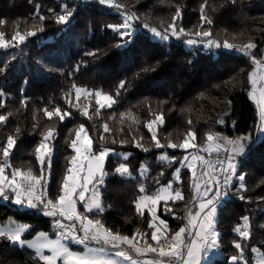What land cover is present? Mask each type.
I'll return each mask as SVG.
<instances>
[{
  "label": "trees",
  "instance_id": "1",
  "mask_svg": "<svg viewBox=\"0 0 264 264\" xmlns=\"http://www.w3.org/2000/svg\"><path fill=\"white\" fill-rule=\"evenodd\" d=\"M117 3L123 7H115ZM202 5L211 24L201 20ZM66 10L73 13L68 22L57 23L56 17ZM133 13L138 19H133L131 27L119 28L123 16ZM173 17L177 31L183 28L184 33L173 36L169 32L163 40L151 31L156 28L163 33ZM0 21L4 22L0 32L5 33V40L16 32L26 37L23 42L13 40L10 46L0 47V115L7 117L0 123V146L6 145L8 136L14 137L7 158L11 168L31 169L40 176L35 149L43 135L54 129L53 138L45 142L51 147L50 168L46 161L43 172V176L49 175L47 198L54 200L75 154L69 145L83 124L94 151L104 147L127 155L126 159L114 155L107 159L108 175L99 186L103 211L90 217L129 237L137 230L150 233L152 216L147 211L141 216L134 202L173 184L184 199L161 202L157 215L174 232L184 226L196 191L191 171L182 163L187 151L167 147L168 143L179 144L192 132L195 139L189 137V141L196 147L191 149L206 155L208 133H218L222 138L218 142L223 144L247 137L241 140L245 151L227 195L217 206L216 228L224 257L210 264H255L252 249L259 248L264 254V135L257 133L260 118L249 79L256 64L223 47H209L207 42L228 41L237 46L251 42L256 45L251 49L255 58L262 60L264 0H114L111 7L99 0H0ZM125 31L131 34L121 36ZM197 31H210L211 35L197 36ZM189 39L196 43L189 45ZM77 89L93 94L77 100ZM96 92L115 100L111 107L100 108L99 115H95L100 107ZM57 107L71 115L63 121L55 115L49 119L44 110ZM85 108L91 119L81 114ZM157 115H162L163 123L157 120L150 131L146 125ZM105 122L111 129L108 133L101 127ZM153 132L162 147L156 146ZM102 135L106 139L101 140ZM221 155V151L213 152L206 160ZM5 159L0 148V164ZM120 164L128 167L130 177L115 172ZM204 167L199 166L200 173ZM176 169H180L179 179ZM240 175L245 177L243 181ZM141 186L145 193L140 192ZM208 188L203 200L211 199L219 189L216 182ZM12 203V197H0V223L14 218L32 225L29 238L52 231L56 218L33 209L19 210ZM244 217L248 218V238L234 231L244 225ZM234 242L243 250V258L236 262L230 258L240 256L241 249ZM0 264L44 262L35 251L0 238Z\"/></svg>",
  "mask_w": 264,
  "mask_h": 264
},
{
  "label": "snow or ice",
  "instance_id": "2",
  "mask_svg": "<svg viewBox=\"0 0 264 264\" xmlns=\"http://www.w3.org/2000/svg\"><path fill=\"white\" fill-rule=\"evenodd\" d=\"M101 4H108L113 6L114 0H99ZM234 2V0H233ZM117 8L123 7V5L115 4ZM72 12L70 10H66L64 14L56 17L57 23H67L69 18L72 16ZM180 15L179 9H177L176 17ZM176 17H173V22L168 25V28L164 30V32L158 31L156 28H152L151 31L158 37L163 40L168 39V34L170 32L171 35L177 36L179 33H184V29L180 28L179 32L177 31L176 26ZM135 17V14H131L127 16L124 23L119 25V28L127 29L131 25L128 23L129 20H132ZM39 19L44 20L45 17L40 16ZM201 20L205 23L211 24L212 21L208 19L204 15V6L201 7ZM4 23L0 21V24ZM147 27V25H145ZM42 30V29H41ZM131 33L125 31L121 33V36H127ZM27 35H36V32H28ZM197 36L209 37L211 35L210 31H197L195 33ZM5 33L0 32V47H8L11 45L13 40H18L19 42H23L25 40V35H22L20 32H16L14 36H12L11 40H5ZM189 45L195 44L196 41L189 39L187 40ZM209 47L215 46L217 48L223 47L224 49L232 50L236 49L238 51L245 52L246 54H250V50L255 48L256 45L249 42L247 44L237 46L228 41H224L222 44L217 41L209 40L207 42ZM119 46V45H118ZM88 55H94L95 53H87ZM253 63L258 67L261 65L262 61L257 60L255 56H252ZM250 82L253 84V93L255 92V85L257 83V77L255 73L249 74ZM259 79L264 80V76L259 77ZM124 86V81H121L120 87ZM87 90L77 89L76 97L79 100L82 93H86ZM89 95L91 93H88ZM2 95V93H0ZM95 96L96 104L100 107L96 109L95 115H99L100 108L111 107L115 100L112 96L107 94H102L101 92H96ZM261 97V112H260V120L261 132H264V88L260 91ZM254 98V97H253ZM104 101L105 103H101ZM229 103H231L229 101ZM45 115L52 119L53 116H58L60 121H63L65 116H70V112H63L59 107L55 108L53 111L44 110ZM82 115L88 116L89 119L92 117L89 116L87 108H85ZM124 114H122L123 118ZM7 120V117L4 115H0V123H3ZM160 121L163 123L162 115H157L156 119L153 121H149L146 125L148 129L151 131L153 125L156 121ZM220 122H223L222 120ZM189 124H191V120H189ZM103 131L108 133L111 131L109 125L105 122L101 125ZM19 132V129H17ZM54 129H49L46 134L43 135V140L40 144L37 145L35 152L37 153V160L41 165V175L37 176L32 173L31 169L21 170L14 169L11 175H5V167H10V165H0V196L8 199L6 195V189H10L15 194V203L17 205H24L25 203L29 207H37L38 204H43L45 208H50L51 210L46 212V215L50 216H61L64 219L71 221L72 223L69 225H64L60 220L56 221V225L62 229H67V232H61L60 236L65 240H71L74 244L84 245L85 248L83 251H74L72 250L68 244L63 243L61 239L57 240H49L45 233H40L39 238L35 242L25 241L22 239V233L27 230L26 225L19 224L15 225L14 222H10L9 226L0 227V238H6L7 240L13 243H19L21 245L28 243L30 246L36 248V256L39 260L43 261L44 264H57V261H61V264H119L118 261L112 259L110 256L106 255V250L104 245H111L113 248L119 249L121 245H127L128 248L135 253L138 254H146L153 253L156 255L157 259L147 261L146 264H201L202 254L208 252L209 250L215 249L217 247V239L218 233L216 231V221L215 216L217 213V205L222 197V195H227L226 192L221 193L219 189H217L216 193L211 199H207L200 203L199 212L195 214V217L188 219V224L180 227L178 230L172 232L167 223L164 220H159V217L155 215L154 207H149V204L155 206L160 203V201L167 202L168 199H172L173 202L176 200H183V193L179 189H173L171 184H168L167 187L158 189L154 194H145L143 196L138 197L137 201H135V207L137 212L143 216V209H148L150 213H152V220L148 223V228L154 229L150 233H142L137 230L131 237L127 235H122L119 232H114L112 229L106 227L101 220L89 218L87 215L77 211V197L83 202L85 199V192L89 191L88 186L93 184L95 181L96 184H103L104 177L108 175L104 171V164L106 158L109 156L111 149L102 147L99 151L93 150V140L89 137L85 126L81 124L79 128L75 132V138L71 140L69 145L70 148L74 150L76 155L72 156L69 160V167L66 170V175L63 178L60 187V193L56 196V198L48 199L46 202L42 198L43 193L37 194L36 186L40 184L41 179L43 178L44 167L47 161V166L50 168L51 159L49 156V152L51 151L48 148L46 141H49L54 136ZM83 133V137L81 134ZM207 141L209 142V146L204 151H211L213 149L219 150V143H213L220 139L219 134L208 133ZM189 137L193 140L195 139V134L189 132L185 139L179 143L169 142L167 147L170 148H195L196 145L190 143ZM101 140L106 139L103 135L100 137ZM141 139H143L141 137ZM152 139L156 141L157 147H162L159 140L156 137V134L153 132ZM247 137H243L238 139L237 141H228V143L233 144V154L227 158V167L222 168V171L225 173L223 183L225 185L229 184L231 181L232 175L235 174L236 165L233 162L235 156L241 155L245 151V144L241 142V140H247ZM115 143V141H113ZM15 145V139L13 136H8L7 143L5 146H0L2 148V155L4 158H8L10 155V149H12ZM137 147H141L139 143L136 145ZM147 149H145L146 151ZM127 157H125L126 159ZM167 159V156L164 157ZM187 160V157H185ZM192 160H200L204 161L203 157L198 155H193ZM86 162V163H85ZM221 165H223V161H218ZM189 169L192 170V178H193V186L195 191L198 193L200 189V184L198 183V179L196 177V172L191 163L186 165ZM212 167V165H209ZM115 172L120 175L129 174V169L125 164H120ZM82 173H86L82 175ZM180 169H176L175 175L176 178L179 179ZM202 175H208L207 172H202ZM17 177L20 178V182L17 181ZM244 176L240 175L239 179L241 181L244 180ZM216 184L219 185L220 181L217 180ZM241 187H244L241 184ZM79 189V191H78ZM93 192V197L90 199L88 203L85 204V210L87 212L93 211L96 209L100 212L103 211V207L101 201L99 199V189L93 186L91 189ZM140 192L145 193L146 190L143 186L140 187ZM211 189L206 188V192ZM206 194V193H205ZM195 198V197H194ZM171 211V209H169ZM203 213V216H201ZM191 215V214H189ZM244 225L237 226L234 231L237 232L241 238H248L249 232L248 229V218L244 217ZM159 220V224L163 225V229L157 226L155 221ZM197 221V222H194ZM76 222H79V228L76 226ZM189 227H195L197 231L194 233V238H188ZM243 227L245 230H241ZM75 233H83V235H77ZM171 233V234H170ZM139 238V239H138ZM90 241H94L97 244L102 245L101 247H89L88 244ZM143 241V247L138 246L139 242ZM152 242H155L154 244ZM234 247L237 249H241V244L239 242H234ZM49 249V255H45L42 249ZM253 252L256 249H252ZM116 256L123 257L125 260L130 261V264H139V262L132 258L129 255L128 251L120 250L116 251ZM243 258V250L241 249L240 256H233L230 259L233 262H236Z\"/></svg>",
  "mask_w": 264,
  "mask_h": 264
},
{
  "label": "rangeland",
  "instance_id": "3",
  "mask_svg": "<svg viewBox=\"0 0 264 264\" xmlns=\"http://www.w3.org/2000/svg\"><path fill=\"white\" fill-rule=\"evenodd\" d=\"M104 5L111 7V6L108 5V4H104ZM127 16H129V15H124V16H123V18H124L123 20H124V21H125V19L127 18ZM132 22H133V19L128 21V23H129L130 25H131ZM130 27H131V26H130ZM130 27H129V28H130ZM129 28H127V29H129ZM261 61H262V63H261V65L258 67V69H256V67H255V70H254V73H255L256 77L258 78V79H257V84L255 85V92L253 93V88H254V86H253V84H252V90H251V93H250V95H251V99L254 101V103H255V105H256V107H257L258 114H259V118H260V112H261V110H262V109H261V103H260V101H261L260 91H261L262 88H264V80L259 79V77L264 76V58H263ZM256 70H257V73H256ZM75 93H76V92H75ZM88 93H91L90 95L93 94L92 92L87 91L86 93H82L80 97H87V96H89ZM94 95H95V93H94ZM253 97H254V98H253ZM95 99H97L96 96H95ZM101 103H105V102H104V101H101ZM260 126H261V120H260V122H259V124H258V129H257V133H258V135L261 137V136L264 135V132H261V130H260ZM88 135H89V134H88ZM81 136L83 137V133L81 134ZM89 137H90V136H89ZM241 142H242V141H241ZM190 143H191V141H190ZM215 143H219V142L216 141ZM215 143H214V144H215ZM47 145H48V148L51 150L50 145H49L48 143H47ZM208 146H209V145H208ZM227 146H228V147H227ZM233 147H234L233 144L228 143V141L226 142V144L219 143V150H215V149H213V150H211V151H205V152H206V155H204V154H200V153H197L196 150H192L191 148H188V149H185V150L187 151V155L185 156V157H187V160H185V157H184L182 163L184 164V166H186V165L189 164V163H191V164L193 165V167H194V169H195V172H196V177H197V179H198V183L200 184V187H201V186L205 183L206 175H203V177H202V174L200 173V169H198V168H199V166H203V167H204V166L206 165V162H207L209 159H211V158H209L208 160H206V158H207L206 156H207V155H211V153H213V152H220V151H221V152H222V155L220 156V159H221L223 155H227V154L232 155V154H233ZM50 154H51V151L49 152V156H50ZM243 154H244V153H243ZM243 154L235 156V159H234L233 162L235 163L236 168H237V166H238V164H239V160H240L239 157L243 156ZM74 155H76V153H75ZM111 155L117 156V157H119V158H121V159H125V157H127V155H123V154H121V153H115V152H112V151L110 152L109 156H111ZM193 155H198V156H200V157H203V158H204V161H203V162L200 161V160H195V161H193V160H192V156H193ZM109 156L106 158V160H105V164H106L107 159L109 158ZM5 163H7V165H10V163H9V161H8L7 159H5V160L3 161V163H1L0 165H5ZM85 163H86V162H85ZM105 164H104V171H105ZM186 167H187V166H186ZM13 170H14V169L11 168V166H10V167H7V166H6V167H5V175H9V176H10ZM189 170L191 171V174H192V170H191V169H189ZM203 172H206L205 167H204V171H203ZM140 173L143 175V173H144V169H142ZM84 174H86V173H82V175H84ZM106 176H107V175H106ZM106 176H105L104 178H106ZM125 176H126V177H130L129 174H127V175H125ZM200 177H201V179H202V178H204V179H203V180H200ZM48 178H49V175H45V176H43V178L41 179L40 184L36 186V192H37V194L43 193L42 198L45 200V202L48 200V198H47V186H48V183H49V179H48ZM17 181L20 182V178H19V177H17ZM94 185H95L96 188L99 189V199H100L101 204H102L101 193H100V188H99V186H100L101 184H96L95 181H93V184H90V185L88 186L89 191H86V192H85V194H84V195H85V199H84L83 202H81V201L78 199V197L76 198V199H77V204H76L77 211H79V212H81V213L87 215L89 218H91V217H90L91 214H93L94 212H97V211H98V210H96V209H93V211H91V212H87V211L85 210V204L88 203V202L90 201V199L93 197V192H92L91 189L93 188ZM171 185H172V188H173V184H171ZM210 186H211V185H210ZM210 186H209V187H210ZM162 188H164V187H162ZM160 189H161V188H160ZM207 189H210V188H207ZM78 191H79V189H78ZM207 192H209V191H207ZM6 195H7L8 197H9V196L12 197V200H13L12 205L15 206L16 208H18L19 210H29V209H33V210H35V211H37V212H39V213H42L43 215H46L45 213L51 210L50 208H45L43 204H38V206L35 207V208L27 206L26 203H25L23 206H22V205H17V204L15 203V194H14L10 189H6ZM144 195H145V194H144ZM142 196H143V195H142ZM0 197H1L3 200H5L4 197H2V196H0ZM194 197H195V198H194ZM223 199H224V198H223ZM169 200H170V199H168L167 201H169ZM192 201H193V202H192V206L189 208V211H187L186 214H185V216H184V220H183L184 225L188 224V219H190V218H192V217H195V214H196L197 212H199V210H200V209H199V205H200V203L203 202V201H205V200H203V198H200V196L198 195V193L195 192V194L193 195ZM161 202H165V201H160V203H161ZM160 203L157 204V205H155V206L149 204V207H154V209H155V215H156L157 217H159V216L157 215V212H158V208H159ZM217 206H218V205H217ZM143 211H147V212L152 216V213H150V212L148 211V209L145 208V209H143ZM189 214H191V215H189ZM217 214H218V208H217V213H216V216H215L216 224H217ZM49 216H50V215H49ZM201 216H203V213H201ZM52 217L56 218V220H60L61 223L64 224V225H69V224L72 223L71 221H68V220L64 219L63 217H61V216H59V215H57V216H52ZM186 218H187V220H186ZM159 220H162V219L159 217ZM159 220H156L155 223H156L157 226H159V227H161V229H163V225H160V224H159ZM10 222H14L15 225H19V224H21V223H18L14 218H12V219H9L8 221H6L5 223H0V227H3V226H9V225H10ZM195 222H197V221H195ZM23 225L28 226V227H27V230H26L24 233H22V239H24L25 241L35 242V241L39 238V234H40V233H45L46 236H47V239H49V240H57V239H61V241H62L63 243L68 244L69 247H70L72 250H74V251H83L84 248H85L84 245H81V244H74V243H72V241H71L70 239H69V240H65V239H63V238L60 236V233H61V232H65V233H66V232H67V229H62V228L58 227V226L56 225V222H54V224H53V229H52L51 232L41 231V232H39L36 236H34V237H32V238H29L28 236L32 234L33 229H34L33 226H32V225H29V224H23ZM76 226H77V228H79V222H76ZM194 229H195V231H197V229H196L195 227H194ZM153 230H154V229H153ZM216 231H217V233L219 234V235H218V239H217V247H216L215 249L209 250L208 252L202 254L201 264H210V263H213L215 260L223 259V257H224V256H223V252H222V250H221V245H220V242H219V240H220V233H219V231L217 230V228H216ZM75 234H77V235H83V233H75ZM191 236H192V234H190L188 238L190 239ZM138 239H139V238H138ZM152 243L154 244L155 242H152ZM12 244L15 245V246L21 247V248H24V247L29 248V249L35 251V253H36V248L30 246L28 243H25V244L21 245V244H19V243H13V242H12ZM88 246H89V247H101L102 245L97 244V243L94 242V241H90L89 244H88ZM138 246L143 247V246H144V245H143V242L140 241ZM104 247H105V250H106V255H108V256H110L112 259L118 261L119 264H130V261L125 260L123 257H119V256H116V255H115L116 251H120V250L128 251L129 255L132 256L133 259L137 260V261L139 262V264H146L147 261L157 259L156 255L153 254V253L138 254V253L132 252V251L128 248L127 245H121L119 249H117V248H113L111 245H104ZM255 249H256V251L254 252V253H255V264H264V254H263V252H262L261 249H259V248H255ZM42 251H43V253H44L45 255H49V254H51V253H50V250L47 249V248L42 249ZM57 264H61V261H57Z\"/></svg>",
  "mask_w": 264,
  "mask_h": 264
},
{
  "label": "built area",
  "instance_id": "4",
  "mask_svg": "<svg viewBox=\"0 0 264 264\" xmlns=\"http://www.w3.org/2000/svg\"><path fill=\"white\" fill-rule=\"evenodd\" d=\"M231 51L234 54H237L239 56H245V57L249 58L251 61H253L252 56H254V53L252 50H250V54H246L245 52L238 51L236 49H232ZM256 69H258L257 65H256ZM256 73H257V70H256ZM229 156H230V154L223 155L221 159L218 157L211 158L206 162L205 170L208 173V175H206L205 183L199 189L198 195L200 196V198L205 194L206 188H208L210 185H212L217 180L220 181V184L218 185L220 192L221 193H224V192L227 193L228 192V189L230 188V185L232 183L234 175H232L230 183L225 185L223 183L225 173L222 171V168L227 167V158ZM218 161H223L224 162L223 165L218 163ZM209 165H212V167H209ZM223 196H225V195H222V197ZM186 220H187V218H186ZM188 232H189V235L192 234L191 238H194V233L196 232L194 227H189Z\"/></svg>",
  "mask_w": 264,
  "mask_h": 264
},
{
  "label": "bare ground",
  "instance_id": "5",
  "mask_svg": "<svg viewBox=\"0 0 264 264\" xmlns=\"http://www.w3.org/2000/svg\"><path fill=\"white\" fill-rule=\"evenodd\" d=\"M257 84V83H256Z\"/></svg>",
  "mask_w": 264,
  "mask_h": 264
},
{
  "label": "water",
  "instance_id": "6",
  "mask_svg": "<svg viewBox=\"0 0 264 264\" xmlns=\"http://www.w3.org/2000/svg\"><path fill=\"white\" fill-rule=\"evenodd\" d=\"M254 102V101H253Z\"/></svg>",
  "mask_w": 264,
  "mask_h": 264
}]
</instances>
